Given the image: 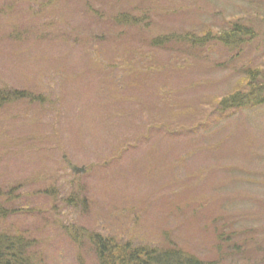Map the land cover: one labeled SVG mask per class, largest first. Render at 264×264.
<instances>
[{"label": "rangeland", "instance_id": "374dc122", "mask_svg": "<svg viewBox=\"0 0 264 264\" xmlns=\"http://www.w3.org/2000/svg\"><path fill=\"white\" fill-rule=\"evenodd\" d=\"M0 90V236L34 264L96 236L264 264V0H0Z\"/></svg>", "mask_w": 264, "mask_h": 264}, {"label": "trees", "instance_id": "16d2710c", "mask_svg": "<svg viewBox=\"0 0 264 264\" xmlns=\"http://www.w3.org/2000/svg\"><path fill=\"white\" fill-rule=\"evenodd\" d=\"M253 36L251 29L241 24H235L230 32L225 33L220 40L225 47L232 49L237 47V44L242 42V40L253 38ZM156 40L157 42L154 46H162L168 39L166 37ZM183 40L190 42L194 46L204 45L207 42V39H198L196 37L192 40L190 36H184ZM255 75H258V71L257 73L251 72L248 75L249 89L246 95H233L222 101L220 108L237 106L255 100L254 97L260 92L261 88L254 85L257 77ZM5 92L0 90V103H5L18 97L21 98L14 92V96H8L7 92ZM7 214L6 211L0 209V218H5ZM93 244L100 264H207L178 249L133 248L130 244L125 246L120 244L119 246L115 239H102L97 236ZM31 246L32 244L20 233H16L14 237L11 235L8 237L0 236V264H34L29 257Z\"/></svg>", "mask_w": 264, "mask_h": 264}, {"label": "water", "instance_id": "95a60500", "mask_svg": "<svg viewBox=\"0 0 264 264\" xmlns=\"http://www.w3.org/2000/svg\"><path fill=\"white\" fill-rule=\"evenodd\" d=\"M83 171H84L83 169H75L76 173H83Z\"/></svg>", "mask_w": 264, "mask_h": 264}]
</instances>
